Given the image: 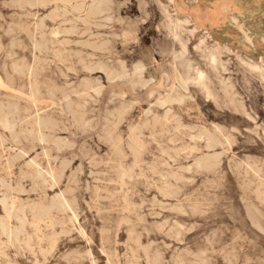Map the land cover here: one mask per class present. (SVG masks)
<instances>
[{"label": "rangeland", "instance_id": "rangeland-1", "mask_svg": "<svg viewBox=\"0 0 264 264\" xmlns=\"http://www.w3.org/2000/svg\"><path fill=\"white\" fill-rule=\"evenodd\" d=\"M0 121V264H264V0H0Z\"/></svg>", "mask_w": 264, "mask_h": 264}, {"label": "bare ground", "instance_id": "bare-ground-1", "mask_svg": "<svg viewBox=\"0 0 264 264\" xmlns=\"http://www.w3.org/2000/svg\"><path fill=\"white\" fill-rule=\"evenodd\" d=\"M71 5V4H70ZM35 31V30H34ZM34 35V34H33ZM17 41V40H16ZM185 43V42H184ZM10 44V43H9ZM16 45V44H15ZM23 45V44H22ZM21 47V46H20ZM88 56V55H87ZM91 56V55H90ZM23 66V65H22ZM198 71V70H197ZM114 73V72H113ZM113 76V75H112ZM116 81V80H115ZM204 81V80H203ZM27 83V82H26ZM224 84V83H223ZM184 86V85H183ZM13 87V86H12ZM184 90V89H183ZM188 93V92H187ZM36 95V94H35ZM213 95V94H212ZM6 106V105H5ZM148 116V115H147ZM1 122V121H0ZM38 123L40 124V126H41V123L38 121ZM174 123V122H173ZM32 124V123H31ZM1 125H3V124H1ZM163 125V124H162ZM42 127V126H41ZM28 130V129H27ZM164 131V130H163ZM224 145V144H223ZM22 153V152H21ZM228 255V254H227ZM200 264V263H199Z\"/></svg>", "mask_w": 264, "mask_h": 264}]
</instances>
